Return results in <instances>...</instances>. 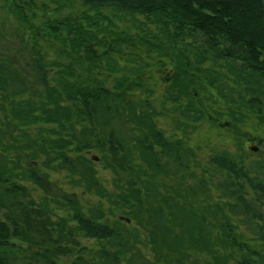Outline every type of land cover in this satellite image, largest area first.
I'll use <instances>...</instances> for the list:
<instances>
[{"label": "rangeland", "instance_id": "1", "mask_svg": "<svg viewBox=\"0 0 264 264\" xmlns=\"http://www.w3.org/2000/svg\"><path fill=\"white\" fill-rule=\"evenodd\" d=\"M25 1L23 19L0 0L2 221L44 246L54 264H264L263 83L215 61L200 37L175 41L143 18L110 10L95 17L80 0ZM83 14L94 19L88 29L98 42L88 50L100 58L88 70L72 63L66 32L57 44L33 38L47 21ZM60 64L69 78L56 73ZM72 84L111 97L75 125L70 149L87 150L82 166L76 154L66 168L49 148L56 126L24 125L13 110ZM153 133L166 148L147 154L137 142ZM220 155L245 175L215 166ZM78 211L115 235L87 237L74 221ZM13 243L11 264H44L27 242Z\"/></svg>", "mask_w": 264, "mask_h": 264}, {"label": "trees", "instance_id": "2", "mask_svg": "<svg viewBox=\"0 0 264 264\" xmlns=\"http://www.w3.org/2000/svg\"><path fill=\"white\" fill-rule=\"evenodd\" d=\"M11 7H15L19 15L25 19L22 11L24 8L31 10L30 2L25 0H7ZM84 7L99 16L102 10L112 11L113 17L122 18H143L146 22L156 26L163 33L171 34L173 40L183 41L185 39L203 42L209 53L213 54L215 61L231 62L250 74V78L258 80L264 85V2L263 0H80ZM99 19V18H98ZM105 19V18H103ZM93 18L83 14L80 18L47 21L45 27L33 33L34 37H42L47 43L52 41L57 44L59 38L66 32V40L61 41L68 45L76 54L73 64L81 62L82 69L88 70L90 65L96 64L100 58L91 54L88 48L98 42L96 35L92 34L88 27L92 24ZM97 20V19H95ZM44 30V31H43ZM73 34H76L75 36ZM73 35V37H71ZM51 43V42H50ZM39 42L35 41L32 47L35 49ZM37 64V61H34ZM59 72L61 68L62 77H68L63 65H54ZM37 68L43 76L47 73L45 68ZM72 73L70 74V77ZM69 78V77H68ZM191 89L195 88L196 82L190 83ZM196 85V86H195ZM102 88V86H100ZM60 94H46L44 101L39 104L26 103L18 109L13 110V119L21 121L24 125L41 124L45 127L52 126L55 138L51 139L49 148L56 161L61 165L72 167L73 156L79 154L78 162L83 164L81 155L87 150L84 146H77L70 149V140H75V125L78 122L88 121L92 118L97 107L94 103H104L103 99L111 97L107 92L90 89L87 87L78 88L74 84L62 86ZM193 100V95L191 97ZM109 101H107L108 103ZM66 104V105H64ZM197 113V111L195 110ZM192 110L187 111L191 114ZM24 121V122H23ZM53 132V133H54ZM73 138V139H72ZM147 154L152 152L154 146L165 150L166 142L159 133H153L149 137L144 136L137 142ZM113 149V148H111ZM114 150V149H113ZM69 153L72 156H69ZM72 157V158H70ZM75 157V162H76ZM86 162V161H85ZM211 162L218 168L224 170L235 178L244 174L236 163L225 156H215ZM255 189V187H254ZM77 207V206H74ZM79 210V208H78ZM85 215L82 211L74 213V221L79 225L87 237L95 239H107L112 237L113 230L108 226L97 223L94 214ZM113 234V235H112ZM23 240L33 249L35 256L44 261V264H54L44 258L45 247L31 245L26 241L22 232L11 230L8 224L2 221L0 216V264H11L9 254L17 250L13 241ZM42 257V258H41ZM248 263V262H247Z\"/></svg>", "mask_w": 264, "mask_h": 264}, {"label": "water", "instance_id": "3", "mask_svg": "<svg viewBox=\"0 0 264 264\" xmlns=\"http://www.w3.org/2000/svg\"><path fill=\"white\" fill-rule=\"evenodd\" d=\"M96 159H94V161H95ZM127 221V220H126ZM128 222V221H127Z\"/></svg>", "mask_w": 264, "mask_h": 264}]
</instances>
